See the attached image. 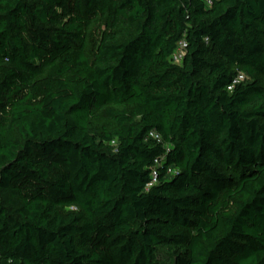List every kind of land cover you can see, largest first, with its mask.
Instances as JSON below:
<instances>
[{
  "label": "trees",
  "instance_id": "16d2710c",
  "mask_svg": "<svg viewBox=\"0 0 264 264\" xmlns=\"http://www.w3.org/2000/svg\"><path fill=\"white\" fill-rule=\"evenodd\" d=\"M0 264H264V0H0Z\"/></svg>",
  "mask_w": 264,
  "mask_h": 264
},
{
  "label": "built area",
  "instance_id": "2783aa9c",
  "mask_svg": "<svg viewBox=\"0 0 264 264\" xmlns=\"http://www.w3.org/2000/svg\"><path fill=\"white\" fill-rule=\"evenodd\" d=\"M185 46H186V44L182 43V46L180 47L179 52L174 56V59H176V62H181L182 61V57H183L184 52H185ZM245 79H246L245 74L240 73V75L237 76L233 80V85L235 83L244 81ZM233 85H231V87H229V89H232ZM150 135L159 138V135L155 131H152V133ZM157 162H158V164H161L162 161L161 160H157ZM168 172H173L172 168H169ZM152 177H153L152 180L147 184V188L153 187V185L158 182L159 176L157 175V171L156 170L153 171Z\"/></svg>",
  "mask_w": 264,
  "mask_h": 264
}]
</instances>
